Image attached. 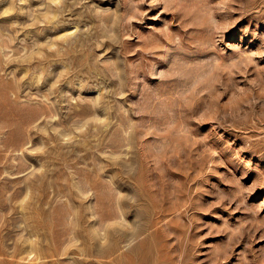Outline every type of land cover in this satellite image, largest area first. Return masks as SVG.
<instances>
[{"label":"rangeland","instance_id":"obj_1","mask_svg":"<svg viewBox=\"0 0 264 264\" xmlns=\"http://www.w3.org/2000/svg\"><path fill=\"white\" fill-rule=\"evenodd\" d=\"M53 2L0 0V264H264V2Z\"/></svg>","mask_w":264,"mask_h":264},{"label":"bare ground","instance_id":"obj_2","mask_svg":"<svg viewBox=\"0 0 264 264\" xmlns=\"http://www.w3.org/2000/svg\"><path fill=\"white\" fill-rule=\"evenodd\" d=\"M52 1L56 2V4H57V2L60 1V0H52ZM54 2H53V3H54ZM50 3H51V1H50ZM7 8L10 9L9 6H8ZM7 8H6V10H7ZM9 9H8V10H9ZM49 9H50V8H49ZM10 10H12V9H10ZM54 11H55V10H54ZM54 11H53V12H54ZM56 11H58V10L56 9ZM56 11L54 12V16H57V15H56ZM53 12H52V13H53ZM58 12H59V11H58ZM58 12H57V14H58ZM7 13H8V12H7ZM50 13H51V12H49V14H50ZM44 14H45V13H44ZM46 14H47V13H46ZM46 14H45V15H46ZM54 16H51V17H50V16L48 15L49 18H52V17H54ZM55 18H56V17H55ZM46 19H47V17H46ZM48 21H49V19H48ZM50 21H51V20H50ZM50 21H49V22H50ZM52 21H56V20H52ZM56 23H57V22H56ZM56 23H54V24L56 25ZM64 24H65V23H64ZM76 26H77V25H76ZM53 27H57V25H56V26H53ZM60 27H61V25H60ZM56 29H57V28H56ZM61 29H62V28H61ZM62 30H64V32H61V34L59 33V35L56 34L57 37H56V35H55V37H56L57 39H60V38H62V39H63V38H67V39H68V35H69V33H71V35H72V32H73L72 30H69L68 28H67V29H64V28H63ZM70 37H71V36H69V38H70ZM39 39H40V38H39ZM67 39H66V40H67ZM73 39H74V38H73ZM79 39H80V38H79ZM63 40H64V39H63ZM70 40H71V38H70ZM7 41H8V40H7ZM58 41H59V40H58ZM64 41H65V40H64ZM67 42H68V41H67ZM46 43H47V42H46ZM46 43H45V45H46ZM51 43H52V44H51L50 46H52V50H53V46H56L58 43H57L55 40H54L53 42H51ZM61 43H62V42H61ZM71 43H72V42H71ZM69 44H70V43H69ZM83 44H84V42L82 41L81 46H82ZM47 45H48V44H47ZM70 45L72 46V44H70ZM79 45H80V44H79ZM40 46H41V45H40ZM74 46H75V45H74ZM5 47H6V45H5ZM5 47H4V48H5ZM7 48H8V47H7ZM38 48H39V47H38ZM58 48H59V47H58ZM40 49H41V48H40ZM40 49H39V50H40ZM50 49H51V48H50ZM65 49H66V47H65ZM69 49H70V47H69ZM41 50H44V49L42 48ZM55 51H56V53H57V48L55 49ZM55 51H51V52H49V54H50V53L52 54V53L55 52ZM58 51L63 52L62 49H60V50L58 49ZM43 53H44V52H43ZM59 53H60V52H59ZM59 53L57 54V56H59V55L61 54V53H60V54H59ZM63 53H64V52H63ZM66 54H67V52H66ZM66 54L64 53V55H66ZM69 54H70V52H69ZM40 55H41V51H40ZM27 56H28V55H27ZM36 56H37V55H36ZM39 57H41V56H39ZM47 57H48V56H47ZM20 58L22 59V57H20ZM28 58H29V57H28ZM31 59H32V58H31ZM19 60H20V59H19ZM25 61H26V60H25ZM39 61H40V60H39ZM42 64H43V63H42ZM63 67L65 68V66H63ZM69 68H70V67H69ZM60 72H62V71L60 70ZM62 73L64 74V72H62ZM62 73H61V75H62ZM67 73H68V72H67ZM62 76H63V75H62ZM38 80H39V79H38ZM36 81H37V80H36ZM37 82H38V81H37ZM53 84H54V83H53ZM75 84H76V83H75ZM81 84H82V83H81ZM79 86H80V85H79ZM56 87H57V86H56ZM60 90H61V89H60ZM61 91H62V90H61ZM63 92H64V89H63ZM57 93H58V90H57ZM103 95H104V93H103ZM63 97H64V96H63ZM57 98H58V97H57ZM61 98H62V97H61ZM73 98H74V97H73ZM73 98H72V99H73ZM47 99H48V98H47ZM65 99H66V98H65ZM97 100H99V97H98ZM92 101H93V100H92ZM93 103H94V102H93ZM100 103H101V102H100ZM96 104H97V103H96ZM48 106H49V105H48ZM43 107H44V106H43ZM43 107H42V108H43ZM85 107H86V106H84L83 108L85 109ZM87 107H88V106H87ZM88 108H89V107H88ZM88 108H87V110H88V112H89V109H88ZM40 109H41V108H40ZM44 109H45V108H44ZM81 109H82V107H81ZM90 109H91V108H90ZM35 110H36V109H35ZM45 110H46V109H45ZM45 110H43V111H45ZM85 110H86V109H85ZM85 110H83V111H85ZM87 110H86V111H87ZM97 110H98V109H97ZM52 111H53V110H52ZM86 111H85V112H86ZM92 111H93V110H92ZM45 112H46V114H45ZM45 112L41 113V111H40L41 114H39L38 116L36 115L37 117H36L34 120H43V122H44V120H46V121L49 120V121L51 122V121H52L51 119H54L55 117H57V114H50V115H47L48 112H47V111H45ZM54 112H55V111H54ZM81 112H82V111H81ZM90 112H91V111H90ZM94 112H95V111H94ZM98 112H99V111H98ZM35 113H36V112H35ZM76 113H78L79 115L81 114L80 111H77V110H76ZM91 113H92V112H91ZM95 113H97V111H96ZM95 113H93V114H95ZM70 114L73 115L72 113H70ZM89 114H90V113H89ZM98 114H99V113H98ZM98 114H97V115L95 114V116H99ZM34 115H35V114H34ZM75 115H76V114L74 113V116H75ZM80 117H81V116H80ZM99 117H100V116H99ZM102 117H103V116H102ZM102 117H101V118H102ZM50 118H51V119H50ZM101 118H100V121H101ZM106 118H107V117H106ZM59 119H61V118H59ZM59 119H58V120H59ZM92 119H93V117H92ZM96 119H98V118H95L94 120L96 121ZM102 119H103V118H102ZM104 119H105V118H104ZM29 120H30V119H29ZM31 120H32V118H31ZM49 121H48V122H49ZM97 121H99V119H98ZM103 121H104V120H103ZM32 122H33V121H32ZM50 122H49V123H50ZM67 122H68V121H67ZM40 123H41V121H40ZM49 123H48V124H49ZM56 123H57V122H56ZM56 123H55V124H56ZM58 123H60V122H58ZM58 123H57V124H58ZM61 123H62V125L64 124L63 126H65L66 120L63 121V122H62V120H61ZM94 123H95V122H94ZM96 123H97V122H96ZM98 123H99V122H98ZM52 125H53V124H52ZM84 125H85V123H84ZM104 125H105V124H104ZM55 126H56V125H55ZM57 126H58V125H57ZM70 126H71V125H70ZM92 126H93V125H92ZM77 127H79V126H77ZM100 127H101V126H100ZM49 128H50V126H49ZM65 128L68 129L67 127H65ZM80 128H81V127H80ZM44 129H45V128H44ZM54 129L56 130L57 128H54ZM82 130H83V129H82ZM50 132H51V131H50ZM65 132H66V131L64 130V132H62V133H65ZM67 132H68V131H67ZM46 133H47V132H46ZM49 134H50V133H49ZM69 134H71V133H69ZM69 134H68V135H69ZM22 135H23V134H22ZM60 135H61V133H60ZM63 135L66 137L65 134H63ZM64 136H63V138H64ZM48 137H49V136H48ZM53 137H54V135L51 133L49 138L52 139ZM56 138H57V137H56ZM69 138H70V137H69ZM19 140H21V139L19 138ZM3 141H4V140H3ZM30 141H31V140H30ZM4 142H5V141H4ZM15 142L17 143L18 140L15 141ZM19 142H20V141H19ZM21 142H22V141H21ZM86 143H87V142H86ZM86 143H85V144H86ZM120 143H121V142H120ZM19 144H20V143H19ZM21 144H22V145H20L19 147H17L16 144H13V143H12V147H13V149H15L14 151H16V150H18V149H19V150H20V149L22 150L23 148H21V147H23V143H21ZM7 145H10V144H7ZM14 145H16V147H15ZM119 146H120V145H119ZM10 147H11V145H10ZM41 147H42V146H41ZM48 148H50V147H48ZM28 149H29V147H28ZM32 149H33V148H32ZM37 149H38V147H37ZM59 149H60V148H59ZM9 150H10V149H9ZM29 151H30V149H29ZM21 153H24V152L22 151ZM21 153H20V154H21ZM30 153H31V152H30ZM41 155H42V154H41ZM55 155H56V154H55ZM62 155H63V153H62ZM77 155H78V154H77ZM21 156H22V155H21ZM43 156H44V155H43ZM64 156H65V155H64ZM64 156H62V157H64ZM15 159H16V158H15ZM18 159H19V158H18ZM26 159H27V158H26ZM22 160H23V159H22ZM51 160H52V159H51ZM16 162H17V164L20 163V162H18V161H16ZM20 164H22V163H20ZM12 165H13V163H12ZM15 165H16V164H15ZM24 165H25V164H24ZM24 165H23V168H24V170L26 171L27 169L25 168ZM129 165H130V163H129ZM18 166H19V171H18V170H17V171L22 173V170H20V169L22 168V166H21V165H18ZM31 166H32V165H31ZM43 166H44V163H43ZM43 166H42V169H43ZM124 166H125V165H124ZM130 166H131V165H130ZM15 167H16V166H15ZM26 167H27V166H26ZM29 167H30V165H29ZM122 167H123V165H122ZM23 168H22V169H23ZM17 169H18V168H17ZM78 169H79V168H78ZM78 169H77L76 171H78ZM46 170H47V168H46ZM23 172H24V171H23ZM120 172H121V171H120ZM14 173H15V172H14ZM21 173H20V174H21ZM24 174H25V173H24ZM40 174H42V173H40ZM80 174H81V173H80ZM35 175H36V174H35ZM35 175H34V176H35ZM43 176H44V174H43V175H40V176H37V177H38L37 180H39V181H43V180H42ZM59 177H60V176H59ZM74 177H75V176H74ZM44 179H45V178H44ZM85 179H86V178H85ZM85 179H84V180H85ZM89 179H90V178H89ZM89 179H87V180H86L87 182H85L83 185H82V184L80 185L79 181L76 183V187L78 188V190H79V192L81 193V195H85V194H87V193L85 192V189H84L85 187H84V185H86V186H87V185H90V186H91V187H90L91 189L94 188V185H93V184H96V183L93 181L94 183L92 184V181H90ZM39 181H38V183H39ZM73 181H74V180H73ZM45 182H46V181H45ZM35 184H36V181H35ZM42 184H43V183H42ZM32 185H34L33 182L30 183V184L28 183V185H27V189H28V190H31V191H30L31 193H32V187H33ZM36 185H37V184H36ZM45 185H46V183H45ZM60 185H62V183H61ZM34 186H35V185H34ZM96 186H97V185H96ZM35 187H36V186H35ZM35 187H34V188H35ZM37 187H38V186H37ZM42 187H43V186H40V189H41ZM100 187H101V185H100ZM95 188H97V187H95ZM95 188H94V189H95ZM19 189H20V188H19ZM19 189H18V190H19ZM35 189H36V188H35ZM86 189H87V188H86ZM33 190H34V189H33ZM38 190H39V189H38ZM38 190H36V191H38ZM22 191H23V190H22ZM24 191H25V188H24ZM14 192H15V191H14ZM20 192H21V191H20ZM25 192H26V191H25ZM58 192H59V189H58ZM94 192L96 193L97 191L95 190ZM18 193H19V192H18ZM21 193H22V192H21ZM28 193H29V192H28ZM31 193H30V194H31ZM88 193H89V192H88ZM25 194H26V193H25ZM12 195H14V194H12ZM26 195H28V194H26ZM32 195H33V194H32ZM16 196H17V195H16ZM20 196H21V194H20ZM30 196H31V195H30ZM42 196H43V195H42ZM28 197H29V196H28ZM126 197H127V196H126ZM13 198H14V197H13ZM25 198H27V197H25ZM23 199H24V198H23ZM44 199H45V198H44ZM22 201H23V200H22ZM33 201H34V200H33ZM98 201H99V199L97 200V202H98ZM116 201H117V200H116ZM24 202H25V201H24ZM72 202H73V201H72ZM84 203H85V202H84ZM98 203H99V202H98ZM109 203H110V202H109ZM116 203H117V202H116ZM21 205H22V202H21ZM28 205H29V204H28ZM68 205H69V204H68ZM118 205L120 206V204H118ZM76 206H77V205H76ZM85 206H86V205H85ZM97 206H98V205L95 204V203H94V205H93V204H88L89 209L92 210V216H93V217H97L96 221L99 219V222H102V221L104 222V220H103L104 217H107V216L111 217V216H110L111 214H110V215L107 214L106 216L103 217V216L100 214L101 211L98 210V207H97ZM81 207L83 208V205H82V204H81ZM70 208H73V207H70ZM76 208H77V207H76ZM76 208H74L73 211H72V210H68V211H67V213H66V215H67L66 217H67V218H66V219H67V221H69V223H72L73 221H75V222H76L75 224L78 225V224H79V221H80V217L83 216V215H85V214H84V213H85V212H84L85 210L83 211L81 208H80V209H76ZM113 208H114V207H113ZM117 208H118V206H117ZM119 208H120V209H119V212H120V213H119L118 210H117V213H119V215H118V214H116V215H112L113 217H111V218H114V219H116V220H121L122 217L125 216V215H124V210H123V208H122L121 206H120ZM114 209H115V208H114ZM63 211H64V210H63ZM112 211H113V209H112ZM62 213H63V212H62ZM64 213H65V212H64ZM64 213H63V214H64ZM25 214H26V213H25ZM29 214H30V213H29ZM57 214H58V213H57ZM102 214H103V213H102ZM112 214H113V213H112ZM59 215H60V214H59ZM59 215H58V216H59ZM90 215H91V214H90ZM122 215H124V216H122ZM27 216H28V215H27ZM40 216H41V215H40ZM63 216H64V215H63ZM84 217H85V216H84ZM59 218H60V217H59ZM107 218H108V217H107ZM107 218H106V219H107ZM107 220L109 221L110 219H107ZM112 220H113V219H112ZM125 220H126V219L123 218V221H125ZM9 221H10V220H9ZM96 221H95V222H96ZM105 221H106V220H105ZM126 221H127V220H126ZM84 222H85V221H84ZM103 222H102L103 225H102V224H101V225L99 224L100 226L98 225V227L103 226V228H104L105 226H107V225H105V222H104V223H103ZM90 223H91V222H90ZM97 223H98V221H97ZM107 223H109V222H107ZM107 223H106V224H107ZM95 224H96V223H95ZM125 224H131V223H130L129 221H127ZM77 225H75V230H74V228H73L74 225H72V227H71V229H72V233H71V231H69V232H67L68 230L66 231V232H67L66 234H68V235H67V236H68L67 238H68L70 241H72V239H73L72 234L74 235V238L76 239L75 234L78 233V232H76V228L78 227ZM96 225H97V224H96ZM104 225H105V226H104ZM144 225H145V224H144ZM67 226H68V225H67ZM76 226H77V227H76ZM108 226H109V224H108ZM136 226H137V225H136ZM61 227H62V226H61ZM65 227H66V226H64V228H65ZM69 227H70V226H69ZM40 228H41V227H40ZM66 228H67V227H66ZM101 228H102V227H101ZM103 228H102V229H103ZM69 229H70V228H69ZM71 229H70V230H71ZM39 230H40V229H39ZM64 230H65V229H64ZM111 230H112V229H111ZM118 230H119V228H118ZM101 231H103V230L98 229V228H95V229L92 228V231H91V232H92V235H95V236L91 237L92 235H90L91 241L94 240V238H95L97 235H100V234H103V233H104V231H103V233H102ZM109 231H110V230H109L108 227H107V228L105 229V237H106V238H109V233H110ZM114 231H115V230H114ZM114 231H112V232H114ZM116 231H117V229H116ZM116 231H115V232H116ZM31 232H34V231L31 230ZM75 232H76V233H75ZM121 232H122V231H121ZM144 232H145V231H144ZM74 233H75V234H74ZM81 233H82V232H81ZM132 233H133V235H136V236H139V235L141 234V233H140V230H136V227H134ZM34 234H35V233L30 234V237H28V236H29V235H28V236H27L28 238H27L26 240H24L26 244L28 243V246H27V248L25 249V251H24V250H23V251H24V253L27 252L26 254L29 255V256L32 255V254H35V255H37V257H38V256H39V248H37V245L39 244V243H38L39 237H38V240H37V236H35V237H36V240H35V239L33 240V235H34ZM62 234H63V232H62ZM128 234L131 235V233H127V235H128ZM3 235H4V234H3ZM6 235H7V234H6ZM115 235H116V233H115ZM119 235H120V232H119ZM119 235L117 234V236H119ZM78 236H79V235H78ZM113 236H114V235H112V238H113ZM2 237H3V236H2ZM65 237H66V236H65ZM65 237H64V238H65ZM114 237H115V236H114ZM120 237H121V235L119 236V238H120ZM125 237H126V236H125ZM140 237H141V236H140ZM44 238H45V237H44ZM103 238H104V237H101L102 240H103ZM119 238H117V240H116V238H115V242H116L115 244H114L113 241L111 240V242H112L113 244H109V243H108V244H109V247L106 245V247H108V253H109V255L112 254V253H114V251H116V248H117L116 244H117V241H118ZM123 238H124V237H123ZM78 239H79V238L76 239L77 241L75 240V241H76L75 244L78 242ZM104 239H105V238H104ZM61 240H62V239H61ZM66 240H67V239H65V242H66ZM24 241H23V242H24ZM42 241H43V240H42ZM62 241H63V240H62ZM67 241H68V240H67ZM104 241H105V240H104ZM53 242H54V240H53ZM60 242H61V241H60ZM60 242H59V243H60ZM72 242H73V241H72ZM79 242H80V240H79ZM120 242H121V241H120ZM54 243H55V242H54ZM67 244H68V243H67ZM134 244H135V243H134ZM61 245H62V244H61ZM110 245H112V246H110ZM58 246H59V245H58ZM66 246H67V245H66ZM92 247L94 248V244L92 245ZM96 247L99 249V248L101 247V245H100V247L95 246V248H96ZM97 248H96V249H97ZM102 248H104V246H103ZM102 248L99 249V250L102 251ZM62 249H64V248L62 247ZM118 249H119V247H118ZM131 249H132V248H131ZM45 250H46V249H45ZM51 250H53V249H51ZM64 250H65V249H64ZM121 250H122V249H121ZM135 250H136V249H135ZM55 251H56V250H55ZM62 251H63V250H62ZM95 251H96V250H94V252H95ZM106 251H107V250H106ZM119 251H120V250H119ZM46 252H47V251H46ZM65 252H66V250H65ZM83 252H84V251H83ZM128 252H129V251H128ZM21 253H23V252H21ZM48 253H49V252H48ZM50 253L52 254V251H51ZM53 253H54V252H53ZM62 253H63V252H62ZM66 253H68V252H66ZM81 253H82V252H81ZM96 253H97V252H96ZM99 253H100V252H99ZM101 253H102V252H101ZM106 253H107V252H106ZM118 253H119V252H118ZM135 253H136V252H135ZM51 254H50V255H51ZM122 254H123V253H122ZM122 254H120V256H122ZM138 254H139V253H138ZM23 255H24V254H23ZM23 255H22V256H23ZM74 255H75V254H74ZM82 255H83V253H82ZM107 255H108V254H107ZM114 255H115V254H114ZM117 255H118V254H117ZM136 255H137V254H136ZM53 256H55V254H53ZM68 256H69V255H68ZM95 256H96V255H95ZM40 257H42V256H40ZM83 257H84V256H83ZM87 257H88V256H87ZM100 257L102 258V257H103V254H102V256H99V258H100ZM107 257H108V256H107ZM111 257H112V256H111ZM118 257H119V256H118ZM56 258H57V257H56ZM97 258H98V257H97ZM108 258H109V257H108ZM122 258H123V257H122ZM28 259H30V257H29ZM37 259H38V258H37ZM40 259H41V258H40ZM74 259H75V258H74ZM82 259H83V258H82ZM105 259H106V256H105ZM112 259H113V258H112ZM112 259H111V260H112ZM117 259H118V258H117ZM75 260H76V259H75ZM79 260H80V259H79ZM30 261H31V260H30ZM72 261H73V260H72ZM76 261H77V260H76ZM80 261H81V260H80ZM100 261H101V260H100ZM112 261H113V260H112ZM113 262H114V261H113ZM119 262H120V260H119ZM77 263H78V262H77ZM79 263H80V262H79ZM110 263H111V262H110ZM115 264H116V263H115Z\"/></svg>","mask_w":264,"mask_h":264},{"label":"built area","instance_id":"obj_3","mask_svg":"<svg viewBox=\"0 0 264 264\" xmlns=\"http://www.w3.org/2000/svg\"><path fill=\"white\" fill-rule=\"evenodd\" d=\"M264 2V0H262Z\"/></svg>","mask_w":264,"mask_h":264}]
</instances>
